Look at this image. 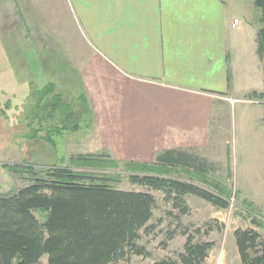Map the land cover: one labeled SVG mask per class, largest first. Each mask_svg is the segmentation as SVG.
<instances>
[{"label":"rangeland","instance_id":"1","mask_svg":"<svg viewBox=\"0 0 264 264\" xmlns=\"http://www.w3.org/2000/svg\"><path fill=\"white\" fill-rule=\"evenodd\" d=\"M224 2L242 24L254 8V0ZM60 5L61 0H0V195L13 194L31 185L35 178H44L50 166L63 167L93 180L108 178L112 180L109 186L118 190L149 193L155 200L149 223L154 230L149 235L140 233L136 242L149 256H131L118 264L174 259L182 251L183 230L193 234L196 241L216 243L211 254L214 260L219 245L227 241L225 231L251 226L264 241V98L247 96L239 101H218L223 102L219 106L213 103L205 139L198 147L176 150L205 161V178L181 168L154 174L212 193H216L213 185L225 191L226 210L185 196L189 212L180 216L161 192L130 183L129 176L144 174L125 168L124 163L151 164L168 150L144 148L142 143L130 139V134L114 131L122 111L124 82L116 76L101 75L99 69L91 67L96 59L87 35L77 28L70 15L64 13L61 17ZM254 14L250 18L252 23L258 13ZM240 51L232 65L237 72V88L243 92L251 84ZM47 84L55 89L46 99L60 94V103L70 106V110L58 106L52 110L38 103ZM260 89L264 91V84ZM74 123L77 132L63 130ZM79 156H101L102 162L113 163L99 167L73 163ZM7 166H33L35 170L33 174L15 173ZM34 216L42 223L39 214ZM219 224L222 232L216 230L207 238L194 234L198 228L202 233L206 226L218 228ZM225 261L237 264L231 255ZM41 264H47L46 257Z\"/></svg>","mask_w":264,"mask_h":264},{"label":"crops","instance_id":"2","mask_svg":"<svg viewBox=\"0 0 264 264\" xmlns=\"http://www.w3.org/2000/svg\"><path fill=\"white\" fill-rule=\"evenodd\" d=\"M60 6L61 17L70 15L87 35L96 59L91 67L124 82L114 131L130 134L144 148L198 147L208 131L213 103L219 106L223 102L218 101H239L251 94L264 98L258 27L250 21L255 7L242 24L224 0H61ZM233 20L238 21L235 28ZM239 51L251 84L243 92L232 65ZM236 229L225 231L227 241L219 245L215 260L211 254L216 243L206 241L214 245L203 264H227L228 255L241 264ZM216 230L222 232L220 224L211 226L206 238Z\"/></svg>","mask_w":264,"mask_h":264},{"label":"trees","instance_id":"3","mask_svg":"<svg viewBox=\"0 0 264 264\" xmlns=\"http://www.w3.org/2000/svg\"><path fill=\"white\" fill-rule=\"evenodd\" d=\"M257 29V55L264 66V0H254ZM55 87L47 84L38 99L44 108L62 106L60 94L46 99ZM256 94H251L255 98ZM262 97V96H259ZM260 99V98H259ZM67 119V118H66ZM79 120V116H77ZM76 119V120H77ZM65 131L77 132L76 123ZM101 156H79L73 163L99 167ZM206 162L179 151H165L154 163H124L125 168L144 175L129 176L133 185L161 192L164 200L180 216L189 210L185 196H194L219 210L228 208L225 191L215 185L216 193L191 183L154 175L181 168L205 178ZM15 173H34L33 166H7ZM89 181V182H87ZM108 178L93 180L63 167L50 166L44 178L13 194L0 195V264H118L131 256L148 257L144 247L136 242L140 233L154 230L149 223L155 200L149 193L122 191L109 186ZM213 187V188H214ZM34 213L42 217L39 223ZM253 225L257 226L255 221ZM211 226L194 230L195 235H207ZM185 243L174 259L165 258L152 264H203L213 247L211 242L196 241L183 230ZM235 246L241 264H264V241L250 228L234 231Z\"/></svg>","mask_w":264,"mask_h":264},{"label":"built area","instance_id":"4","mask_svg":"<svg viewBox=\"0 0 264 264\" xmlns=\"http://www.w3.org/2000/svg\"><path fill=\"white\" fill-rule=\"evenodd\" d=\"M238 25V21L237 20H233L232 21V28H235L236 26ZM250 103H258V102H256V101H250Z\"/></svg>","mask_w":264,"mask_h":264}]
</instances>
